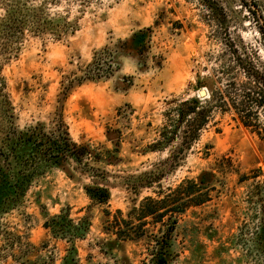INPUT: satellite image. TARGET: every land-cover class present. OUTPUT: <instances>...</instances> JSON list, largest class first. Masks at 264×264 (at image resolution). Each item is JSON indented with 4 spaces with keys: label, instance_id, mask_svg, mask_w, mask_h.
<instances>
[{
    "label": "rangeland",
    "instance_id": "1",
    "mask_svg": "<svg viewBox=\"0 0 264 264\" xmlns=\"http://www.w3.org/2000/svg\"><path fill=\"white\" fill-rule=\"evenodd\" d=\"M16 1L26 19L37 14L61 34L27 35L16 52L0 48L18 125L49 126L63 117L73 140L106 148L113 147L107 142V128L118 129L122 163L105 168L111 184L108 205L91 203L83 189L89 179L46 169L24 206L2 220L30 244L13 251L1 248L0 264H60L71 244L52 237L43 223L47 214L63 209L75 221L91 222L85 238L76 241L77 264H153L143 240L108 242L115 235L104 231L105 210L111 211V218L118 209L125 216L133 204L155 196L157 184L136 191L133 176L155 169V163L166 158L167 150L145 155L141 150L157 137L164 112L174 101L200 96V89L207 94L203 99L210 97L211 88L231 95L234 83L238 88L244 81L242 70L231 69L228 40L264 66L259 24L241 0H217L226 8L230 36L199 0ZM214 114L180 165L165 172L161 188L175 189L222 156H230L240 174L262 173L244 182L236 173L219 176L206 186L202 192L208 189L211 199L179 218L168 264H264V141L234 111ZM260 120L264 124L263 110ZM44 241L46 247H41Z\"/></svg>",
    "mask_w": 264,
    "mask_h": 264
},
{
    "label": "trees",
    "instance_id": "2",
    "mask_svg": "<svg viewBox=\"0 0 264 264\" xmlns=\"http://www.w3.org/2000/svg\"><path fill=\"white\" fill-rule=\"evenodd\" d=\"M0 0V48L6 52H16L27 35L42 37L47 31L55 38L60 33L51 31L50 21H42L37 14L22 13L16 0ZM213 14L215 22L224 34L230 36V24L227 20L225 6L217 0H199ZM242 5L253 15L264 36V8L260 0H241ZM230 38V37H229ZM234 60L231 69L242 70L244 81L238 88L234 83L231 95L223 90L213 91L211 88L208 99L203 96L183 98L173 102V106L164 112L165 122L158 128L157 137L141 150L142 154L168 151L166 158L155 163V169L141 172L133 176L134 189L152 188L155 196L143 198L139 204H133L124 213L118 209L112 213L106 209L104 231L110 236L115 235L113 242H140L147 245L148 254L153 264H168L173 257L176 226L181 215L189 208L198 207L209 201L210 191L202 192L206 186L215 182L219 176L238 174V181L244 182L253 177L240 174L234 168L230 156H222L212 167L202 170L194 178L184 179L175 189L168 187L163 190L160 181L167 170L173 171L185 159L189 150L201 136L202 131L214 121L215 112L234 111L243 125L257 133L264 141V124L260 120V111H264V66L240 52L235 42L228 40ZM233 86V85H232ZM226 96L229 97L227 100ZM107 142L112 148L96 146L91 142H77L72 139L63 117L47 126L43 122L20 127L16 106L12 98L3 68L0 65V240L1 248L13 251L25 243L22 235L7 229L8 224L3 218L15 210H20L26 196L38 179L48 168H58L74 179L79 174L87 179L83 184L85 194L92 204L108 205L111 199V184L107 166L122 163L121 132L107 128ZM163 166L162 170L158 169ZM91 226L87 218L79 221L70 217L69 211L63 209L59 214L45 216L43 227L54 238L65 240L71 244L60 264H77L78 250L76 241L84 239ZM153 230V233L150 231ZM46 241L41 247L45 246ZM1 252V251H0ZM1 254V253H0ZM8 254L3 255L6 258ZM23 264H36L33 260H24Z\"/></svg>",
    "mask_w": 264,
    "mask_h": 264
},
{
    "label": "water",
    "instance_id": "3",
    "mask_svg": "<svg viewBox=\"0 0 264 264\" xmlns=\"http://www.w3.org/2000/svg\"><path fill=\"white\" fill-rule=\"evenodd\" d=\"M198 94H199L200 96H206V95H207L206 92H205L203 89H200V90L198 91Z\"/></svg>",
    "mask_w": 264,
    "mask_h": 264
},
{
    "label": "bare ground",
    "instance_id": "4",
    "mask_svg": "<svg viewBox=\"0 0 264 264\" xmlns=\"http://www.w3.org/2000/svg\"><path fill=\"white\" fill-rule=\"evenodd\" d=\"M204 90V89H203ZM205 91V90H204ZM206 92V91H205Z\"/></svg>",
    "mask_w": 264,
    "mask_h": 264
}]
</instances>
